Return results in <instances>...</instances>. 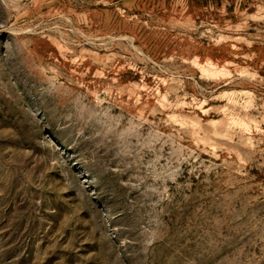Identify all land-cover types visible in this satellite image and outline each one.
<instances>
[{
    "label": "rangeland",
    "instance_id": "1",
    "mask_svg": "<svg viewBox=\"0 0 264 264\" xmlns=\"http://www.w3.org/2000/svg\"><path fill=\"white\" fill-rule=\"evenodd\" d=\"M0 264H264V0H0Z\"/></svg>",
    "mask_w": 264,
    "mask_h": 264
}]
</instances>
